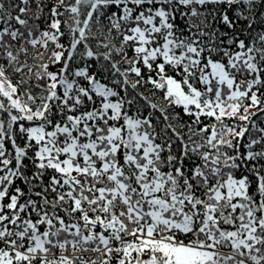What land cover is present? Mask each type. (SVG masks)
<instances>
[{"label": "snow or ice", "instance_id": "6c2138e0", "mask_svg": "<svg viewBox=\"0 0 264 264\" xmlns=\"http://www.w3.org/2000/svg\"><path fill=\"white\" fill-rule=\"evenodd\" d=\"M0 264H264V0H0Z\"/></svg>", "mask_w": 264, "mask_h": 264}]
</instances>
